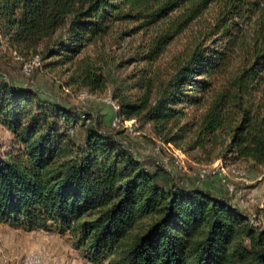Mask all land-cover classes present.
<instances>
[{
  "label": "trees",
  "instance_id": "obj_1",
  "mask_svg": "<svg viewBox=\"0 0 264 264\" xmlns=\"http://www.w3.org/2000/svg\"><path fill=\"white\" fill-rule=\"evenodd\" d=\"M116 27L140 35L128 63L142 65L127 86L139 95L115 102L121 119L186 156L264 168V0H0V44L68 64L90 91L101 70L74 59ZM183 36L167 68L153 69ZM0 124L11 136L0 225L66 235L89 264H264V227L230 204L233 192L216 197L144 165L88 112L0 75Z\"/></svg>",
  "mask_w": 264,
  "mask_h": 264
},
{
  "label": "rangeland",
  "instance_id": "obj_2",
  "mask_svg": "<svg viewBox=\"0 0 264 264\" xmlns=\"http://www.w3.org/2000/svg\"><path fill=\"white\" fill-rule=\"evenodd\" d=\"M130 27H116L101 43L87 45L74 59V62L89 59L98 66L103 76V84L95 90L83 88L76 82L73 69L68 64L47 66L50 60H42L40 52L35 53L15 51L0 44V75L4 81L14 87L30 88L42 98L50 100L64 107H69L79 113L88 112L95 119L100 130L115 135L131 153L146 166L160 164V159L168 158L172 161V150L161 148V153L154 151V137L148 125L135 121L134 134H126L122 129L111 131L109 122L114 116L113 110L105 105L106 98L117 103L119 95L127 98L137 97V90L128 89L131 84L128 79L134 71L142 65L129 64L128 59L133 48L139 43L140 35L124 36L123 32ZM186 37L183 36L173 42L159 61L152 65L153 69L163 72L171 62L173 56L181 50ZM33 54H39V65L26 76L22 66L30 60ZM54 60V59H52ZM139 76L138 73H134ZM71 76L73 78H71ZM83 95V97L81 96ZM85 124V123H84ZM76 137L81 139V129H77ZM11 136L0 126V153L8 149ZM173 149H175L173 147ZM181 152V150H179ZM182 153V152H181ZM181 163L166 165L172 178L181 184H189L209 189L213 196L228 197L224 192V184L229 183L233 193L229 196L231 205L236 206L249 216L261 212L264 224V168H254L241 161H226L214 159L205 162L197 156L181 154ZM219 163L225 166V173L198 179L201 170ZM244 173L243 180H235L230 169ZM264 227V225H263ZM36 258L45 264H89L73 249L70 239L54 233L34 231L23 232L19 229L0 225V264H20L23 260Z\"/></svg>",
  "mask_w": 264,
  "mask_h": 264
},
{
  "label": "built area",
  "instance_id": "obj_3",
  "mask_svg": "<svg viewBox=\"0 0 264 264\" xmlns=\"http://www.w3.org/2000/svg\"><path fill=\"white\" fill-rule=\"evenodd\" d=\"M12 54L14 55L15 52H12ZM39 65V57L38 55H33L30 60L28 62H26L25 64H23L22 66V71L24 73V75H28L31 70L35 67H37ZM83 97V95H81ZM105 105H107L108 107H110L113 112H114V116L111 118L110 122H109V127L112 130H118V129H122L126 134H134V130H133V126L135 125V121L133 119L131 120H123L121 119L118 115H117V111H118V106L116 105V103L110 99V98H106L104 100ZM1 126V124H0ZM154 142H155V148L154 151L158 154L161 153V148H169L172 150V155H171V163L170 160H168V158H161L160 159V163L162 166H166V165H170V164H174L177 165L178 167H180L178 164L181 163V157H182V153L178 150V149H173V147L170 144H163L159 138H154ZM230 174L234 175L233 177L235 178V180H243L244 178V173H240L237 170L235 171V169H230L229 170ZM225 173V166H221L219 163L214 164L213 166H209L208 168H205L203 170H201L198 174V179H203L204 177H208V176H215V175H220ZM225 188L224 190L228 193L231 194L233 192V188L229 183H225L224 184ZM248 223L249 225L253 226V227H263V221H262V214L261 212H257L255 216H252L248 219ZM20 264H45L43 262H41L40 260L32 257L30 259H26L23 260Z\"/></svg>",
  "mask_w": 264,
  "mask_h": 264
},
{
  "label": "crops",
  "instance_id": "obj_4",
  "mask_svg": "<svg viewBox=\"0 0 264 264\" xmlns=\"http://www.w3.org/2000/svg\"><path fill=\"white\" fill-rule=\"evenodd\" d=\"M207 190H209V189H207ZM209 191H211V190H209Z\"/></svg>",
  "mask_w": 264,
  "mask_h": 264
}]
</instances>
